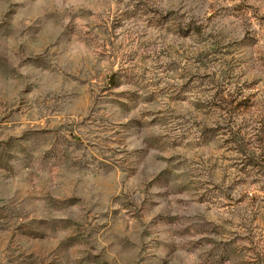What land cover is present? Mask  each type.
<instances>
[{
  "label": "clouds",
  "instance_id": "1",
  "mask_svg": "<svg viewBox=\"0 0 264 264\" xmlns=\"http://www.w3.org/2000/svg\"><path fill=\"white\" fill-rule=\"evenodd\" d=\"M157 47L188 56L158 72L176 57L158 60ZM146 50L156 54L142 61ZM188 75L203 80L189 101L144 102L145 83L178 90ZM109 76L119 85L105 91ZM192 99L214 128L259 127L264 0H0V133L11 145L0 209L31 226L11 244L0 231V264L33 250L36 264H244L233 240L264 264V230L246 227L254 209L230 183L248 179L249 199H264V176L252 185L238 171L235 146L224 155L236 167L206 168L195 145L208 120ZM169 113L167 125L156 118Z\"/></svg>",
  "mask_w": 264,
  "mask_h": 264
},
{
  "label": "rangeland",
  "instance_id": "2",
  "mask_svg": "<svg viewBox=\"0 0 264 264\" xmlns=\"http://www.w3.org/2000/svg\"><path fill=\"white\" fill-rule=\"evenodd\" d=\"M148 48L150 49V46H148ZM214 51L216 52L217 56L223 52L222 49H214ZM156 53H158V60L161 57H165L166 53L168 59H171V57L175 55L176 59L172 60L171 63H166L165 61L159 63L156 66L158 72L163 70L165 73L169 74L177 71L180 67V63L188 56L187 53H184L183 55L179 51L172 53L168 52L167 49L160 47H157ZM156 53L146 50L145 54L141 56V60L143 61L144 59H148ZM193 55L198 57L197 63H200L206 58V54L199 50H196ZM148 72V68L143 69V74L145 77L147 76ZM180 78L185 79V74H181ZM107 79V84L103 85L105 91H110L113 86L119 85V78L116 79L115 84L110 76ZM162 82L163 80L161 78L153 82H147L143 85L144 88L147 89V94L144 96V102L146 104H183L185 101H189L191 94L196 91L197 87L203 85V80L198 79L195 75H188L187 82L178 90L171 88H159V85ZM221 98L223 97L221 96ZM191 106L196 108V110L201 113V116L206 117L208 120V123L205 124L203 129H201L203 142L197 143L195 145L196 148L208 154L206 168L215 173L218 169L223 170L224 168L228 167H236L235 164H229L228 158L224 155L225 151H233L234 148L232 146H235L241 150L242 155L246 158L238 171L244 173V177L251 179L252 185L257 184L259 182V178L264 176V117H261L258 120L259 127L252 128L251 133L246 132L245 127L233 129L231 126H229L227 132H225L223 126L217 125L215 128L211 126V121L213 119L211 108H205L199 101L195 99L191 100ZM232 106L238 107L235 105V101L232 102ZM156 118L162 125H167L171 119L176 117L175 113H169L167 115L157 114ZM7 123V118L0 119V125L6 126ZM229 133L231 134L229 135ZM222 134L228 138L221 139ZM73 138L75 139V137ZM10 146L11 145L7 142V138H3V133H0V154H2L3 151ZM257 151L260 153L259 156L256 155ZM0 171L6 170L0 169ZM223 179L225 181L229 180L227 172H224ZM230 183L231 185L236 186L237 192H242L241 201L238 202L246 201L254 209V213L251 216L250 221L246 222V227L249 229L254 227L258 230H264V211H262V209H264V199H260L256 195H253L249 199L248 191L251 189L248 179H244L243 177H234L231 179ZM217 187H219V185H217ZM260 190L264 191V187H262ZM124 211L131 212L133 219L138 215V210L132 205H127ZM213 218V216H209V220H212ZM0 222H2L5 226L4 228H0V231L6 232V235L9 238V244L15 241L17 232L25 233L29 231L31 227L23 217H16L15 219H12L10 218L9 213L3 209H0ZM89 227H91V225ZM231 231V226L225 227L223 229L225 240H227ZM231 247L233 253L237 254L244 261V264H249L250 256L248 253H243L235 244L234 240L232 241ZM248 252H251V249H248ZM16 259L18 264H36L40 257L36 250L29 252L19 251Z\"/></svg>",
  "mask_w": 264,
  "mask_h": 264
}]
</instances>
